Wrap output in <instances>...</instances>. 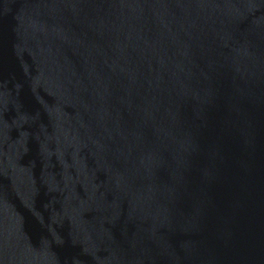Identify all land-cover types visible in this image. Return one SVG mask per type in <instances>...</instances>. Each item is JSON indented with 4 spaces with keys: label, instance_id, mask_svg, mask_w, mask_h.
<instances>
[{
    "label": "water",
    "instance_id": "1",
    "mask_svg": "<svg viewBox=\"0 0 264 264\" xmlns=\"http://www.w3.org/2000/svg\"><path fill=\"white\" fill-rule=\"evenodd\" d=\"M0 264H264V0H0Z\"/></svg>",
    "mask_w": 264,
    "mask_h": 264
}]
</instances>
